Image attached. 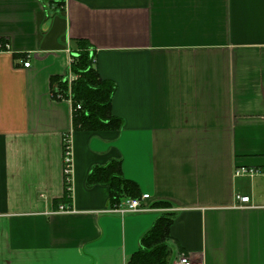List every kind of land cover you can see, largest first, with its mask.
<instances>
[{
	"label": "crops",
	"instance_id": "0c3cea01",
	"mask_svg": "<svg viewBox=\"0 0 264 264\" xmlns=\"http://www.w3.org/2000/svg\"><path fill=\"white\" fill-rule=\"evenodd\" d=\"M77 40L115 84L119 129H74L52 96ZM112 160L150 210L109 212L87 177ZM166 211L172 257L264 264V0H0V264H127Z\"/></svg>",
	"mask_w": 264,
	"mask_h": 264
},
{
	"label": "trees",
	"instance_id": "16d2710c",
	"mask_svg": "<svg viewBox=\"0 0 264 264\" xmlns=\"http://www.w3.org/2000/svg\"><path fill=\"white\" fill-rule=\"evenodd\" d=\"M56 1L62 4V0ZM95 63L93 49L86 41L77 40L70 64V71L76 77L69 82L67 75L52 76L50 78L52 96L56 99L71 100L74 129L86 131L119 129L122 119L113 115L111 110L115 84L99 76ZM87 183L106 185L112 206L125 198L139 197L137 183L122 176L120 160H112L104 167L93 168L87 177ZM67 203L69 194L64 188L63 196L55 199L54 204L57 208L60 204ZM160 205L170 207L167 202H160ZM173 216V212L166 211L156 218L151 228L142 236L140 248L130 256L127 264H170L172 250L168 240L171 238L169 227Z\"/></svg>",
	"mask_w": 264,
	"mask_h": 264
},
{
	"label": "built area",
	"instance_id": "2783aa9c",
	"mask_svg": "<svg viewBox=\"0 0 264 264\" xmlns=\"http://www.w3.org/2000/svg\"><path fill=\"white\" fill-rule=\"evenodd\" d=\"M30 63L28 61H23V66L28 67ZM79 108V106H77ZM256 170L253 168L240 167L235 170L236 175H254ZM71 174H72V158H71V148L67 138L64 141V155H63V176H64V188L69 194L71 192ZM148 194H142L140 197L125 198L119 204L113 205L109 212L118 213L124 215L126 213H138L150 210L149 205H147L146 200L148 199ZM236 199L240 202L237 205L239 208L246 207L249 204L250 198L248 196H236ZM57 211L60 212H70L72 211L71 206L66 204H61L58 206ZM170 264H193L191 259L185 253L175 254Z\"/></svg>",
	"mask_w": 264,
	"mask_h": 264
}]
</instances>
